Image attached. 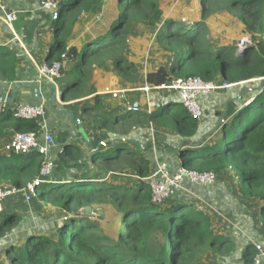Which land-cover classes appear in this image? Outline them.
<instances>
[{"label":"trees","instance_id":"1","mask_svg":"<svg viewBox=\"0 0 264 264\" xmlns=\"http://www.w3.org/2000/svg\"><path fill=\"white\" fill-rule=\"evenodd\" d=\"M159 1L71 0L70 8L62 6L61 19L53 25V41L45 60L51 64L66 56V65L71 68L62 71L61 91L66 93L68 89L64 86L65 79L82 86L87 75L83 67L90 63L103 64L104 60L110 61L123 78L137 75L135 64L125 55L126 38L136 23L147 27L158 23L162 13ZM200 1L203 18L217 10L237 18L248 42L242 49L230 43L211 45L204 38L208 31L205 24L192 21L187 28L166 19L155 40L167 45L174 61L169 68L161 66L148 71L146 85L162 87L175 79L199 78L206 83L221 81L235 85L233 89H243L249 82L264 80V0ZM78 5L86 11L103 9L99 22L89 34L93 36L81 49L68 45L69 31L78 23V18L64 15L65 9L76 11ZM169 26H174V30ZM81 54L82 60L78 61ZM17 67L18 61L12 52L0 54L1 80L14 82ZM254 90V93L250 90L248 97L252 101L246 106V101L242 102L231 119L218 128L217 140L193 148L196 153L180 155V166L217 176L230 171L239 195L259 203L258 224L264 234V83ZM177 96H166L157 102L152 113L139 111L124 122L109 120L96 106L92 109L96 111L94 118L100 123L99 129L118 128L120 137L124 138L123 132H130L133 127L151 125L178 136L184 141L182 147L189 149L194 144L199 121L189 116ZM40 129V122L16 119L8 109L0 114V145L14 133H38ZM110 150L113 153H106L108 150L91 153L87 173L71 182H65L67 179L63 180L54 167L47 183L37 188L38 194L33 200L60 210L62 219L53 233L34 227L19 242L7 245L6 264H196L206 249L220 256L233 251V241L214 235L210 217L197 205L169 200L162 205L152 203L146 182L151 174V162L146 150L123 141ZM82 158L80 148H66L59 154L58 162L66 168L73 161L77 167ZM42 160L35 151L25 155L0 154V187L22 189L39 177ZM125 173L136 177L130 186L108 182L110 176ZM86 208L95 213L80 214ZM14 217L4 216L0 236L10 232L9 222ZM256 254V248L248 246L243 253L244 264L251 263Z\"/></svg>","mask_w":264,"mask_h":264},{"label":"crops","instance_id":"2","mask_svg":"<svg viewBox=\"0 0 264 264\" xmlns=\"http://www.w3.org/2000/svg\"><path fill=\"white\" fill-rule=\"evenodd\" d=\"M40 1L41 0H2V4L7 11L18 12L17 20L11 25L13 33L11 32L9 27L0 20V54H8L12 52L18 61V67L16 70L17 71L16 80L11 83H6L0 79V97L5 95L7 96L8 99H10L13 96H15L14 102L12 104H9L10 108L18 104L30 105V106H37L39 104H44L45 106H47L46 101L51 92V88L47 89L42 94L40 101H36L32 98L31 90L29 88H23L16 94V90H18L19 88H21V86H24L27 83H32L33 86L35 87L36 92H39L44 86L48 85L49 83L44 79L40 81L38 80V75L35 69V65L46 64L45 60L50 52V47L53 41V29H54L53 25L55 24V22L51 21L49 13L40 10ZM59 1L62 6H65L67 9L70 8L71 0H59ZM181 1L182 0H171V2L170 1L168 2L170 3L173 2L172 6H175V4H179ZM168 2L159 1V7L161 12L166 7ZM80 3L81 1L79 2V4ZM78 7H80V10L78 9L79 13H77L76 16L78 20L81 19V21H79L72 29L70 39L68 40V45L75 46L74 43L80 42L81 40L82 41L81 48H83V46L87 42V39L93 36V35L90 36L89 34L92 32V27L94 25H97V23L99 22V18L103 14V9H101V11H97L98 12L97 13L95 11H86L80 5H78ZM163 12L161 13V17ZM166 17H165L166 19H170L168 18L169 16ZM78 27L80 29H78ZM51 32H52V36H51ZM138 43L139 42L136 41H133L132 43L129 42L128 46L131 47L130 50L131 52L136 51L139 54L140 43L139 44ZM128 46L127 48H129ZM127 59L128 61L134 63L136 66V63L132 61L129 57ZM70 68L71 67L69 65L68 66L66 65L65 70H69ZM150 68L151 70L148 71H153L158 67L155 68L150 67ZM147 72H145V74ZM64 81L67 82L64 84V86L67 85L68 87L67 92L65 93L63 102L57 103L54 106L57 110L60 109L68 110L73 114L75 119L81 120L82 128L87 138L91 140V145L93 148L99 147L98 151L109 150L107 148H103L102 146H100L101 144H105L106 146H109L115 144L120 139L128 140L127 141L128 143L135 144L141 150H146V149L144 147L145 144H143L142 141L143 132L140 128L142 126L133 127V129L130 132H123V134H126L124 138L120 137L121 130L118 128H113L112 130L110 128L109 130L99 129L98 121H95L94 118L96 116V111L92 109L93 107L96 106V108L101 109V113L106 118H109V120L111 121L124 122L125 120L132 119V117L136 114V113L127 114L125 110L126 106L128 105L133 106L135 103H137V106H139L140 107L139 109H141L140 111H145L147 103L150 102L152 105V109L154 111L157 108L156 104L160 99H163L166 96L171 98L172 95L176 94L170 91L161 92V94L160 92H156V91H152V92L149 91L147 93L143 92L141 89L146 86L145 76H144V87H142L140 81L138 83H136L135 81L133 82L126 81L123 78V76H119L115 72L113 64L110 61H108V64L104 65V67H100L98 71L95 70L93 74H91V76L89 75L87 81H85L82 86H76L75 83H73V81L71 80L68 81L65 79ZM60 87L62 86L60 85ZM70 89H72V94L69 95ZM237 90L240 91L238 95L243 94L242 88H237L232 90V94H234V92ZM166 93H171L172 95ZM151 94L157 95L158 97L160 95L162 96L155 99L153 98V95L150 96ZM210 95L212 96V94ZM228 95L230 94L228 93ZM249 95L250 94L247 89V91L243 94L242 99L239 100V102H237L238 97L236 98L234 97L233 100L236 102H233L228 113H226V116L227 114H229V117L227 118L228 120H230L233 114L240 108L239 106H241L242 102L248 101ZM92 99H94V102H96V104H94ZM206 106H208L207 100L202 101L201 107L203 110L204 108H206ZM50 113L51 112L48 111L47 116L41 122V129L37 133L40 142H43V136L45 132L52 133L56 140V144H57L56 149L49 152L48 159L52 161H54V159L57 160L59 154H61L64 151V149L67 148V150H71L73 147H78L82 151L83 158L79 162L77 167L79 168L84 167V163L90 164L89 159H90V154L92 153L90 146L86 144L85 140L79 134L77 126H74L71 123H69L70 118L69 116L64 118L65 114L55 115L53 113L51 114ZM199 128H201V126ZM199 128L197 130L198 133L196 132L197 134L195 135V138L192 140V143L194 142V144L198 143L196 139H198L199 136ZM115 129H118V131ZM154 130L164 135L171 136L173 143H169V138H168L165 142L167 148L169 149L167 150L165 149V151L162 153L163 155H160L159 158L157 155H155L156 159L154 160V162H151V160L149 159L146 153L147 158L151 162V172L156 167L157 163H165L168 167L169 172L172 174L177 170L180 164L179 161L173 155L175 153L174 150H178L177 148L181 146L180 144L182 141L178 136L173 135L172 133L162 130H156L155 128ZM217 132L218 130L215 131V134H217ZM11 136H9L6 142L9 141ZM204 141L205 140H202L200 144L206 145L203 143ZM3 144L0 145V150ZM58 145L60 147H58ZM182 148L185 149L186 147H182ZM69 162H73V161H69ZM63 169L65 170L66 168L63 167ZM87 171L85 173H87ZM226 172H223L220 175H218L216 184H214L211 187H200L197 185L187 183L185 185V188L183 190L178 191L179 193L175 194L170 200L176 197L178 198L179 195H191L192 194L191 191H193L194 195L192 194V196L193 197L195 196V199L198 201V203L195 202H188V203L197 205L210 217L214 235L229 237L223 234L224 233L223 231L222 232L218 231V229H219V225H223L225 223L229 226V223L231 221L228 220L227 216L230 215L235 217L237 216L238 221L236 222L241 226L240 228L243 231L236 226L234 227L232 226L233 229L234 230L237 229L242 235L243 233H245L246 234V235L244 234L245 239L249 240L247 236L251 237L250 239H252L254 234L251 230V226H253L254 224L252 222V218L248 217V215L245 214L247 211L251 212L250 209L251 203L248 202V200L251 199L243 198L240 195L243 204L246 208H242V206L239 205L237 207V211H233V209L231 208L232 204L230 203V202L233 203V199H231L227 194V192L224 191L225 189L227 190L226 187L224 188V184L226 182L223 180L226 177L224 176ZM69 173L68 171L65 173H61V177L63 178V180L64 178L65 180L67 179L65 182H69V181L71 182L72 180H76L79 177L85 175V173H83L82 171L77 173L74 172H69ZM118 176L127 177L130 179H136V177L131 175L130 173H125ZM19 195H20L19 200L18 199L16 200L15 197H11V199L6 200L5 211L3 215L0 217V222L2 221L5 215L12 214L15 217L9 223L13 224L15 222L14 220L16 219L18 220V217L21 214L22 217L27 219V220L25 219L24 222L26 226L23 227L16 226L14 229H11L10 232H7L5 235L0 236V259L3 260L5 258V249L7 245H10L11 243L19 242L18 240H21L24 234L28 232L29 229H33L34 227L36 228L34 224L30 226V223L34 221V218L40 216L38 210L30 211L26 209V211H23L21 213L16 212V210L20 212L22 206L25 207L33 202H36L37 206L41 204L36 200H32L29 204H27L24 201L23 195L21 194ZM252 201H254L256 205L259 207V203L257 201L255 200ZM38 208L39 207H35V209ZM238 211L240 215L236 214V212ZM261 233L262 235L258 243L255 242L246 243V247L245 248L243 247L241 253H239L238 250H236V254L237 253L239 254V255L237 254L238 255L237 257H239L240 260L242 259L243 264H244V258H243L244 251L250 245L256 248L260 244L261 239L264 235L263 232ZM232 252L228 255L227 254L223 255V257L230 256Z\"/></svg>","mask_w":264,"mask_h":264},{"label":"rangeland","instance_id":"3","mask_svg":"<svg viewBox=\"0 0 264 264\" xmlns=\"http://www.w3.org/2000/svg\"><path fill=\"white\" fill-rule=\"evenodd\" d=\"M160 1L161 2H168V1L171 2V0H160ZM170 2H168L166 7L163 9L164 12L162 11L163 12L162 17L160 16L158 23L154 27H147L143 23H136L130 29L126 40L130 39L128 40V44L129 42L132 43L133 41L139 42L140 50H139V54L136 51L131 52L130 51L131 47L129 46H128L129 48H127L126 50V57L127 58L129 57L132 61L136 63L135 67L137 71V75L131 74V75L126 76V78L124 77L126 81H131V82L135 81L136 83L140 81V84L142 85V87H144L145 72H147L148 70H151L150 67L155 68L159 66H164L166 68H169L173 64L174 58L172 57V53L170 52V50L167 49V45L159 44L155 40V35L157 34V31L160 29L161 26L163 27L165 25L164 23L167 18L166 16H169L168 18L173 20V24L174 22H177V24L182 25V27L189 28L191 26L190 22L192 21L205 24V26L208 28L207 29L208 31L204 34V38H205L206 43L211 44V45H214V44L220 45V44L230 43L233 46H238L237 44L240 45V41L247 39L246 36H244L243 31H242L243 26H241L238 19L235 18L234 16L225 14L224 12L217 10L208 16L206 15L207 17L203 18L202 17L203 5H201L200 0H182L179 4L174 3L175 6H172L173 2L172 3ZM78 9H80V7ZM77 13H79L78 10L76 11H72V10L66 11L65 10L64 11L65 16H70V15L76 16ZM79 21H81V19L78 20V22ZM169 28L173 31L175 27L169 26ZM78 29L80 28L78 27ZM71 32H72V29L71 31H69V33ZM110 33L111 32H109V34ZM51 36H52V32H51ZM69 39H70V35H69L68 40ZM107 39L109 40L108 37ZM74 45L78 47V49H81L82 41L80 40V42L74 43ZM80 60H82V54L78 61ZM106 64H108L107 60H104L103 64H99V63L86 64L83 67L87 72L85 81H87L89 75L91 76V74H93L95 70L98 71L100 67H104V65ZM217 82H221V81H217ZM260 83L261 82L258 80L249 82L245 84L246 86L243 89H248V92H251L250 90H252V92L254 93L255 92L254 88L260 86ZM86 87H87V84H86ZM239 87H242V85ZM232 90L234 89L233 88L225 89V90L213 93L212 96L211 95L210 96H200L198 98L197 100L198 104L202 106V101L207 100L208 106L204 108L202 119L199 121V124H200L199 127L201 126V128H199V136H198V139H196L197 142H199V140H205L203 143L206 145H209L217 140L219 135H218V132L217 134H215V131H216L215 128L217 126L220 116L225 111L226 113H228L233 102H236L233 100L234 97L236 98L240 96L238 95L240 91L237 90L234 92V94H232ZM161 92H167V91H160V94ZM228 93L230 95H228ZM70 94H72V89L69 90V95ZM153 94H151L150 96H152ZM166 94L172 95L171 93H166ZM173 96L174 95H172V97ZM159 97L157 95H153V98L155 99ZM92 100L94 102V99ZM237 102H239V100H237ZM94 104H96V102H94ZM225 104H226V109L224 108ZM65 117H67V115H65L64 118ZM228 117H229V114H227V116L225 117V121L228 120L227 119ZM69 123H71L70 120H69ZM98 124L100 125V123ZM140 128L143 132L142 133L143 139L142 138L141 139L143 141V144H145L144 147L147 151V156L149 157L151 162H154V160L156 159L155 155H157L159 158L160 155H163L162 153L165 151V149L166 150L169 149L167 148L165 141L169 138V143H173L172 138L169 135H164L162 133H159L158 131H155L151 125H143ZM104 129L109 130L106 127ZM115 130L118 131V129H115ZM58 147L60 146L58 145ZM174 152L175 153L173 155L179 161V163L181 161V156L186 157L189 154V152L196 153V151L193 148L183 150V152L181 153V156L178 154L179 153L178 150H174ZM106 153L111 154L113 153V151L109 149ZM54 163H55V171H58L59 173H65L67 171L68 173L69 172L77 173L81 171L85 173L90 167V164H87V163H84V167H81V168L74 167L73 162H69L66 169L64 170L62 163L58 162V159L57 160L54 159ZM69 165H71L72 167H69ZM224 176H226L225 179H223L226 182L224 184V188L225 187L227 188V190L225 189L224 191H226L229 197L233 199V203L230 202L232 204L231 208L233 209V211H237V207L239 205H241L242 208H246L236 189V180H235L234 175L230 171H227ZM134 180L135 179H130L127 177H120L118 175H114V176H110V178L108 179V182L118 184L120 186L122 184L123 185L127 184L130 186V184ZM191 192L194 195V192L193 191ZM178 193L179 192H177L176 194ZM192 194L191 195H179L178 198L176 197L170 201L172 202L184 201V202L198 203V201L195 199V196L193 197ZM15 198L16 200L17 199L19 200L20 195L19 197L17 196ZM248 202L251 203L250 205L251 212L247 211L245 214L248 215V217L252 218V222L254 224L253 226H251V230L254 234L252 239H250L251 237L247 236V238L250 240L249 241L244 238V236L246 235L245 233L242 232L243 233L242 235L237 229L234 230L233 229L234 226L238 228L241 227L236 222L238 221L237 220L238 218L237 216L235 217V216L228 215L227 218L229 221H231L229 223V226L226 223L223 225H219L218 231H221V232L223 231L224 232L223 234L229 236L228 238H230L233 241L234 250L232 254L230 256L221 257L220 255L215 254L213 251L206 249V251L200 255L199 260L197 261L196 264H243L242 259L240 260L239 257H237L239 254L238 253H237L238 255L236 254V250H238V252L241 253L243 247L244 248L246 247V243H249V242L258 243L262 235V233L258 229L259 227V224H258L259 207L252 200H248ZM5 205H6V202H5ZM27 206L25 207L22 206L20 212L17 210L16 212L21 213L23 211H26V209L30 211L38 210V213L40 214L39 219L32 221L30 224L31 225L34 224L36 227L42 228L43 230H46L49 233H53L55 228L58 226V224L60 223L62 219V213L60 212V210L53 208V207H48L45 204L43 205L42 203L37 206L36 202L30 203ZM35 207H39V208L35 209ZM236 214L240 215L239 211L236 212ZM25 219L26 218L22 217L20 214V216L18 217V220L16 219L14 220L15 222L13 221L14 223L12 224L11 229H14L16 226H19V227L26 226L24 224ZM5 262H6L5 260L0 259V264H6Z\"/></svg>","mask_w":264,"mask_h":264},{"label":"built area","instance_id":"4","mask_svg":"<svg viewBox=\"0 0 264 264\" xmlns=\"http://www.w3.org/2000/svg\"><path fill=\"white\" fill-rule=\"evenodd\" d=\"M65 7V6H64ZM40 10L50 14L52 22H57L61 19L62 5L59 0H41ZM18 12L7 11L0 0V20L6 24L11 32V25L17 20ZM247 39L240 41L239 49L247 43ZM66 56L62 55L61 60L52 62L51 64L35 65L38 75V80H46L48 84L55 87L56 92L60 89L59 80L62 77V71L66 68ZM37 81V82H39ZM235 85H230L222 82H203L199 78L175 79L170 84L162 87L145 86L141 90L149 91H170L178 95L181 105L193 119L200 121L203 116V109L198 104L200 96H208L215 92L225 89H230ZM127 114L137 113L140 107L128 105L125 107ZM8 109L13 111V116L19 120H35L42 122L48 114V108L44 104L37 106L30 105H14L10 108L7 96L0 97V114H3ZM146 113L153 112L150 102L147 103ZM56 140L52 133L45 132L43 142L38 139L37 133L33 132H17L14 133L8 142L3 144L0 154L13 153L16 155H25L30 152H37L42 156L43 160L39 171V177L24 185L22 189L15 187H0V217L5 211V202L11 197H16L19 194L23 195L25 203L29 204L38 194L37 188L47 183L46 179L53 171L55 164L48 159L50 151L56 149ZM151 193V201L155 205H162L170 200L176 192L183 190L185 185L193 184L200 187H211L217 182V175L213 172H197L182 166H179L174 173H170L165 163H157L152 170L150 176L146 179ZM257 254L249 264H264V235L260 244L256 247Z\"/></svg>","mask_w":264,"mask_h":264},{"label":"water","instance_id":"5","mask_svg":"<svg viewBox=\"0 0 264 264\" xmlns=\"http://www.w3.org/2000/svg\"><path fill=\"white\" fill-rule=\"evenodd\" d=\"M260 82H261L260 84H261V87H262L263 86V83H264V80L262 79V80H260ZM23 88H29L31 90L32 98L34 100H36V101H40L41 100V97H42V94L47 89L51 88V92H50L49 97H48V99L46 101V105H47V108H48L49 112H51V113H53L55 115L65 114V115L69 116L70 121H71V124L74 125V126H77L79 134L85 140L86 144L88 146H90L91 152L92 153L98 152L99 147H96V148H93L92 147L91 140L87 138V136H86V134H85V132H84V130L82 128V122H81V120L75 119L74 116H73V114L71 112H69L68 110H61V109L60 110H57L55 108L54 105L57 104V103H62L63 102V98L65 97V93H63L61 91V88L59 89L58 92H56L55 87L52 84H48V85L44 86L39 92H36L35 87L33 86V84L32 83H27L24 86H21V88H19L18 90H16V94L20 90H22ZM246 91H247V89H243V94ZM66 92H67V90H66ZM243 94H241L237 99L240 100L242 98ZM14 100H15V96H13L12 98L8 99V103L9 104H12L14 102ZM251 101H252L251 99H249L248 101H246L244 103V106L248 105ZM133 106L134 107H137V103H135ZM224 108L226 109V104H225ZM225 117H226V111L223 112L222 115L220 116L215 130H217L219 128V126H221V124L225 121ZM121 141L127 142L128 140L120 139L115 144H112V145H109V146H106L105 144H101L100 146H102L103 148L111 149L117 143H119ZM201 141L199 140V142L197 144H192L191 147L192 148H197L199 146V144L201 143ZM183 143H184V141L181 142V144H180L181 146L179 147V149L182 148ZM91 213H95V211L91 210L90 208L82 209L80 211V214H82L84 216H90Z\"/></svg>","mask_w":264,"mask_h":264},{"label":"clouds","instance_id":"6","mask_svg":"<svg viewBox=\"0 0 264 264\" xmlns=\"http://www.w3.org/2000/svg\"><path fill=\"white\" fill-rule=\"evenodd\" d=\"M61 88V87H60ZM181 149H184V148H181ZM178 148V152H179V155H181V153L183 152V150H181ZM185 150V149H184ZM180 166V165H179Z\"/></svg>","mask_w":264,"mask_h":264}]
</instances>
